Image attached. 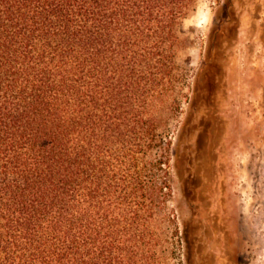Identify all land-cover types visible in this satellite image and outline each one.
Wrapping results in <instances>:
<instances>
[{"label":"trees","instance_id":"1","mask_svg":"<svg viewBox=\"0 0 264 264\" xmlns=\"http://www.w3.org/2000/svg\"><path fill=\"white\" fill-rule=\"evenodd\" d=\"M198 1L0 0V264H166Z\"/></svg>","mask_w":264,"mask_h":264},{"label":"rangeland","instance_id":"2","mask_svg":"<svg viewBox=\"0 0 264 264\" xmlns=\"http://www.w3.org/2000/svg\"><path fill=\"white\" fill-rule=\"evenodd\" d=\"M182 30L169 130L184 164L160 249L166 264H264V0H199Z\"/></svg>","mask_w":264,"mask_h":264}]
</instances>
